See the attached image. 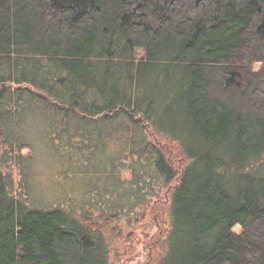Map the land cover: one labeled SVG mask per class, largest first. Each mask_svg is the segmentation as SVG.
Segmentation results:
<instances>
[{
    "label": "trees",
    "instance_id": "16d2710c",
    "mask_svg": "<svg viewBox=\"0 0 264 264\" xmlns=\"http://www.w3.org/2000/svg\"><path fill=\"white\" fill-rule=\"evenodd\" d=\"M34 142L114 145L82 202L115 220L173 185L160 264H264V0H0V145ZM82 202L15 199L0 163V264H109Z\"/></svg>",
    "mask_w": 264,
    "mask_h": 264
},
{
    "label": "rangeland",
    "instance_id": "374dc122",
    "mask_svg": "<svg viewBox=\"0 0 264 264\" xmlns=\"http://www.w3.org/2000/svg\"><path fill=\"white\" fill-rule=\"evenodd\" d=\"M150 134L154 143L171 158L174 167L181 172L185 160L179 153L178 145L159 131H151ZM74 142V145L79 144L78 140ZM57 143L55 142L56 145ZM24 144L32 150L30 161L23 160L18 155L27 152L16 150L21 144H13L12 150L8 145H0L1 169L8 183L9 194L29 205L53 208L55 204H63L70 210L75 202L88 199L87 194L90 195V192L95 193L99 187L102 189L106 167L104 157L111 156L114 152V145L109 142L91 153L89 160L85 159V154H72L69 158H61L56 155L52 145L47 147L44 142ZM39 145L40 149L36 154ZM173 189V185L160 189L142 207V212L134 217L121 216L115 220L100 211V208H92L87 202L75 206V213L78 216L87 214L85 224L91 230L92 236L99 237L106 247L109 264H160L167 247V220Z\"/></svg>",
    "mask_w": 264,
    "mask_h": 264
}]
</instances>
